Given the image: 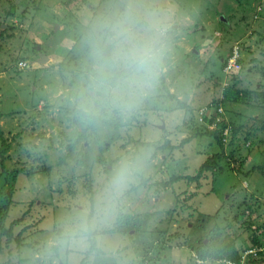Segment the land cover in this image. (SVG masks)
Instances as JSON below:
<instances>
[{"label": "rangeland", "instance_id": "rangeland-1", "mask_svg": "<svg viewBox=\"0 0 264 264\" xmlns=\"http://www.w3.org/2000/svg\"><path fill=\"white\" fill-rule=\"evenodd\" d=\"M5 144L0 264H264V0H0Z\"/></svg>", "mask_w": 264, "mask_h": 264}, {"label": "trees", "instance_id": "trees-1", "mask_svg": "<svg viewBox=\"0 0 264 264\" xmlns=\"http://www.w3.org/2000/svg\"><path fill=\"white\" fill-rule=\"evenodd\" d=\"M232 50H233V47H232ZM240 51H241V47H240V49H239V55H240ZM231 53H232V51H231ZM230 55H231V54H230ZM238 57H239V56H238ZM165 88H166V87H165ZM166 90H167V89H166ZM167 95H168L169 97H171V98H176L175 95H174L173 93L169 92V91H167ZM179 103H180V102H179ZM180 104H181V103H180ZM181 105H182V104H181ZM189 139H190V137L184 138V139L178 144V146H181L183 143L187 142ZM1 140H2V144H4V138H2V135H1ZM220 146L222 147V144H221ZM6 147H8L7 144H5L4 147L0 150V153H1V154L6 152ZM167 147H170V148H171V147H176V146L168 145ZM222 156H223V152H221V153H219V154H212V155L206 160L205 163H203L202 165H200V167L198 168V171H197V174H196V175H193V176H191V175H187V176H184V178L187 180V182H193V181H195V182L198 183L199 180H200V178H201L202 173H203L204 171H206V170H208V169H210V168L212 167V166H211L212 160H214L215 158H218V157H222ZM179 178H181V177H180V176L171 177V178H169L168 181H162V182H159V184H160L161 186L165 187L168 183H171V182H173V181H175V180H177V179H179ZM143 181H144V180H141V181L139 182V185L144 184ZM136 187H137V186H136ZM136 187L134 186L133 189L136 188ZM0 212H1V210H0ZM1 216H3V215H1ZM1 216H0V217H1ZM2 219H3V217H2ZM12 231H13V229H12V225H10V226H8L7 228H5V227L3 226V222H1V220H0V232L3 233V234H5L8 240H11V238H12ZM91 233L93 234V231H92V230H91ZM88 238H89V240H90L89 249H88V251L85 253V255L81 258V260H79L78 264H87V263H88V259H89V257H90L89 254L91 253V251H93V250L96 249V246H95V239H94V237H93V236H91V237L88 236ZM0 248H1V247H0ZM201 256H202V259H203V258H206L204 255H201ZM218 257H219V258H222L223 255H219ZM230 258H231V256H230Z\"/></svg>", "mask_w": 264, "mask_h": 264}, {"label": "built area", "instance_id": "built-area-1", "mask_svg": "<svg viewBox=\"0 0 264 264\" xmlns=\"http://www.w3.org/2000/svg\"><path fill=\"white\" fill-rule=\"evenodd\" d=\"M239 49L240 47L238 45L233 46V50L231 55L228 57L225 69L233 67L234 69H238V56H239Z\"/></svg>", "mask_w": 264, "mask_h": 264}]
</instances>
